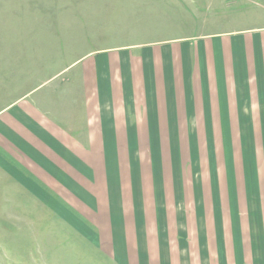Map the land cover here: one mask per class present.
Wrapping results in <instances>:
<instances>
[{"label": "rangeland", "instance_id": "1", "mask_svg": "<svg viewBox=\"0 0 264 264\" xmlns=\"http://www.w3.org/2000/svg\"><path fill=\"white\" fill-rule=\"evenodd\" d=\"M261 27L264 0H0V264H175V251L212 264L210 250L214 264H250L249 229L264 234V120L231 135L110 136L118 150L70 152L87 174L62 195L35 182L12 138L52 160L54 129L117 113L144 49Z\"/></svg>", "mask_w": 264, "mask_h": 264}, {"label": "crops", "instance_id": "2", "mask_svg": "<svg viewBox=\"0 0 264 264\" xmlns=\"http://www.w3.org/2000/svg\"><path fill=\"white\" fill-rule=\"evenodd\" d=\"M180 44L177 49L175 47L166 51H163L164 48H146L141 52L142 62L127 65L137 67L134 70L142 72L141 80L140 84H136L139 82L137 74L131 75L132 80L129 82L131 85L128 87L130 95L126 96L127 99L118 101L117 113L114 107L104 109L107 112L110 109L109 114L104 113L101 106L96 107L88 118L84 115L80 127L65 130L71 134L63 133L61 127L59 130L54 129V134L58 136L55 138L58 144L52 145L51 150L44 146L53 156L52 160L34 145L31 148L22 145L17 137H13L14 143L21 147L24 153L32 154V156L27 154L25 161L38 177L35 182L41 181L49 189L62 195L65 192L62 183L71 182L70 178L81 181L83 175L87 174L84 166L81 172L74 167L70 152L80 156L82 149L90 151V154L93 151L98 152L103 147L106 152L118 150L119 147L110 146L113 139L110 136L231 135L247 133L248 131L237 129L250 125L248 119L264 120V27L212 35ZM147 55L148 58H145ZM164 57L165 62H162ZM112 82L113 78L110 79V83ZM120 89L124 92L125 86ZM120 89L118 87L116 90L118 95L121 93ZM112 93L114 94V90ZM110 98L113 99L112 96ZM109 101L105 102L109 104ZM26 108L31 107L25 102L18 111H22L23 114ZM19 115V118L25 121V114ZM5 117L10 119L7 115ZM28 117L35 120L31 115ZM68 120L71 124V120ZM28 129L31 132V129ZM18 130L26 131L21 127ZM77 136L82 137L83 143L77 141ZM29 142H35L30 135ZM34 151L37 152V158L33 157ZM23 181L24 186L29 190L32 188L36 193L47 190L44 187L35 189L29 185L32 180ZM253 227L254 225L249 229L250 232L255 231L250 233L251 239L246 237L245 240L247 244L245 259L250 264H264L263 229H252ZM258 230L260 232H257ZM154 236V233H148L152 245L155 244ZM185 255L188 257V254ZM196 255L200 260L198 252ZM236 257L238 258V255ZM184 258V255H177L175 251L171 262L182 264ZM210 259L214 264L216 256L212 250Z\"/></svg>", "mask_w": 264, "mask_h": 264}]
</instances>
